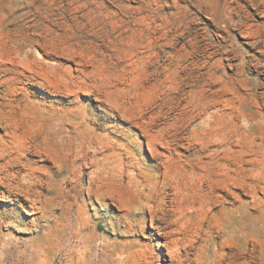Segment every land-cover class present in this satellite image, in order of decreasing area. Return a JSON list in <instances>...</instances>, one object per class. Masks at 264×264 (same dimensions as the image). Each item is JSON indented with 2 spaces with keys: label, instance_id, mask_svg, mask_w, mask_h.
Instances as JSON below:
<instances>
[{
  "label": "rangeland",
  "instance_id": "1",
  "mask_svg": "<svg viewBox=\"0 0 264 264\" xmlns=\"http://www.w3.org/2000/svg\"><path fill=\"white\" fill-rule=\"evenodd\" d=\"M0 264H264V0H0Z\"/></svg>",
  "mask_w": 264,
  "mask_h": 264
}]
</instances>
